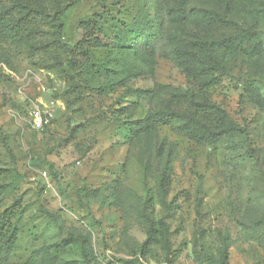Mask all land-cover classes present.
I'll use <instances>...</instances> for the list:
<instances>
[{
    "label": "rangeland",
    "instance_id": "1",
    "mask_svg": "<svg viewBox=\"0 0 264 264\" xmlns=\"http://www.w3.org/2000/svg\"><path fill=\"white\" fill-rule=\"evenodd\" d=\"M169 1L162 15L155 0L77 2L63 39L74 44L77 23L99 14L109 44L71 61L0 41V210L20 202L8 264H82L79 237L88 264H264V18L249 13L264 0ZM249 28L244 48L216 57L208 90L241 135L194 140L164 124L131 134L129 121L156 110L193 112V41ZM147 217L159 240L142 256Z\"/></svg>",
    "mask_w": 264,
    "mask_h": 264
},
{
    "label": "trees",
    "instance_id": "2",
    "mask_svg": "<svg viewBox=\"0 0 264 264\" xmlns=\"http://www.w3.org/2000/svg\"><path fill=\"white\" fill-rule=\"evenodd\" d=\"M79 1L81 0H0V41L31 40L37 43V46L34 47L35 51L58 50L65 53L70 61L75 57L88 56L92 48L105 47L109 43L106 39V30L100 24L101 15L99 14H93L77 23V28L81 30V36L74 44L63 39L65 12ZM155 3L158 15H162L164 12L168 14L169 0H155ZM249 13L264 18V2L262 1L256 7H251ZM253 31L249 28L233 37L193 41L191 47L194 49V55L189 58L190 69L186 71V76L197 85L198 90L193 112L186 116L181 109L177 108L156 110L141 119L129 121L127 125L131 134L139 135L149 131L156 124H164L175 132L185 134L194 140L215 142L230 134L241 135L244 131L243 127L230 119L223 109L209 100L208 90L218 83L216 57L223 50L231 52V50L244 48L243 42L249 41L253 37ZM119 46L124 47L121 42ZM256 48V44L249 47L247 51L249 57L256 55L254 52ZM50 67L65 72L59 63L51 64ZM113 86V83H108L100 90H110ZM168 172V166H164L161 172L160 186L167 185ZM1 200L0 189V204ZM19 209L20 202L16 200L0 210V264H8L13 252L19 232ZM44 213L52 219L56 218V214L53 212L44 210ZM146 222L148 228L146 238L141 245L142 256L151 245L156 244L159 240L155 221L147 217ZM84 242L85 237H79L82 264H88ZM59 264L69 263L63 260ZM135 264L143 263L136 260Z\"/></svg>",
    "mask_w": 264,
    "mask_h": 264
},
{
    "label": "built area",
    "instance_id": "3",
    "mask_svg": "<svg viewBox=\"0 0 264 264\" xmlns=\"http://www.w3.org/2000/svg\"><path fill=\"white\" fill-rule=\"evenodd\" d=\"M47 121L48 119L42 115L41 111L37 107L32 109L31 122L35 128H42ZM43 174H45V172H43Z\"/></svg>",
    "mask_w": 264,
    "mask_h": 264
}]
</instances>
